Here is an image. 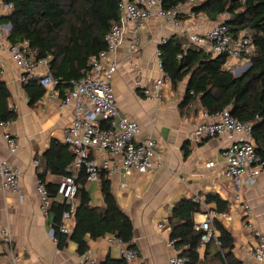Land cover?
<instances>
[{"label": "crops", "instance_id": "crops-1", "mask_svg": "<svg viewBox=\"0 0 264 264\" xmlns=\"http://www.w3.org/2000/svg\"><path fill=\"white\" fill-rule=\"evenodd\" d=\"M9 14L0 0V19ZM223 19L221 17L220 21L211 22L203 15L181 18L183 24H192L199 30L223 23ZM7 26L0 25L8 29ZM132 27L128 23L125 42L116 54L119 67L113 76L112 85L122 114L140 124L141 138L152 137L157 141L159 158L156 168L148 173L134 171L126 175L122 171L112 176L108 174V177L118 207L133 223L137 264H169L172 256H181V250L169 246L171 227L168 219L174 205L184 199L194 200L196 196L203 201L200 203L202 212L194 216L195 224L203 222L207 212L216 207L213 203L206 204L208 196H218L229 204L230 218L223 225L235 239L234 255L244 264H256L248 254L256 240L251 233L243 230L244 214L234 204L232 183L224 177L226 159L223 153L228 140L214 138L197 146L190 144V134L201 121L202 109L198 103L180 108L185 101L188 80L177 89L172 85L166 86L165 97L161 102L146 100L138 86V83L150 85L160 77L156 58L160 45L171 36L185 35L167 26L164 21L152 18L141 34L137 53L131 57L129 46ZM9 46L7 41L0 48V68L2 79L10 92V107L18 113V119L0 127V158L8 159L18 168L21 177L18 195L0 188V228L10 229L19 264H78L81 256L77 253V245L69 242L66 249L60 251L51 235L53 218L42 211L37 193L38 164H35L37 158L48 150L52 140L63 143L74 109L72 106L63 107L60 98L49 101L46 95L30 105V97L20 81L22 72L15 65ZM46 71L45 67L37 70L38 74ZM6 132L19 145L13 155L4 140ZM185 152H188L187 157L184 156ZM61 179L51 174L46 177L47 183L52 184H58ZM87 189L92 205L102 207L100 179L89 182ZM242 198L252 207L255 226L264 233V175L255 186L243 189ZM109 237L90 240L89 250L101 262L108 259L121 261V246L111 243ZM8 252V246L0 240V255L3 259ZM215 252L213 246L199 248L198 264H220Z\"/></svg>", "mask_w": 264, "mask_h": 264}, {"label": "trees", "instance_id": "trees-1", "mask_svg": "<svg viewBox=\"0 0 264 264\" xmlns=\"http://www.w3.org/2000/svg\"><path fill=\"white\" fill-rule=\"evenodd\" d=\"M188 0H162L164 9H171ZM13 5V11L0 19V25L10 26L7 41L10 47L24 42L35 53L37 60H48L49 71L59 81L56 89L65 93L67 83L80 80L87 69L89 59L106 50L105 36L112 25L121 17L120 0H2ZM193 12L205 16L211 22L220 21L237 36L249 32L253 37L256 54L252 64L242 76L236 78L224 70L226 56L212 58L203 51L187 47L185 37L174 35L160 45V59L163 71L170 77L171 85L177 87L188 80L184 109L198 103L203 112L210 115L228 109L232 116L242 122L253 124L252 138L258 156L264 160V0H203L193 8ZM181 56V58H179ZM30 105L45 95L38 79L23 83ZM10 92L2 79L0 68V125L13 123L18 113L10 107ZM185 157L188 152H185ZM38 178L52 200L48 210L52 215L54 241L58 250L66 249L69 242L77 245V253L82 256L88 249L89 241H98L106 236H114L129 250H136L134 226L131 219L118 207L112 193L111 181L105 170L99 172L103 206L92 205L88 192V180L84 170L77 174L78 191L75 197L73 229L70 235L61 233L64 213L69 205L57 198L58 185L47 183L48 174L66 177L73 174L68 168L74 157L69 147L52 140L43 156L37 158ZM98 179V180H99ZM206 204H215V211L229 213L227 202L218 196H208ZM202 212L200 203L184 199L173 207L168 219L171 240L181 250V256L190 259V264H198L201 232L196 231L194 216ZM218 238L206 247L216 249L220 264H244L234 255L235 239L219 221L214 222ZM220 242V245L217 244ZM110 259L102 264H120Z\"/></svg>", "mask_w": 264, "mask_h": 264}, {"label": "built area", "instance_id": "built-area-1", "mask_svg": "<svg viewBox=\"0 0 264 264\" xmlns=\"http://www.w3.org/2000/svg\"><path fill=\"white\" fill-rule=\"evenodd\" d=\"M202 1L188 0L177 7L164 9L162 0H120L121 17L105 36L106 50L89 59L87 69L82 72V78L69 81L63 96L56 89L60 80L50 73L47 59L37 60L28 42L14 47L9 46L12 59L22 72L20 78L22 84L37 78L49 101L60 98L63 107L72 106L74 109L73 119L63 139V143L69 147L74 156V161L68 168V171L73 174L63 177L57 184V199L69 205V211L64 213L62 218L61 233L70 235L73 229L72 215L75 211V197L78 191L76 178L81 170L85 171L88 182H94L99 179L101 170H105L112 176L122 171L126 175L134 171L144 174L156 168L159 158L157 141L152 137L141 138L140 124L122 114L112 85L113 76L119 67L116 54L125 42L128 23L133 26L132 41L129 46L131 57H134L138 51V44L146 23L152 18H157L184 34L188 41L187 47L199 49L212 58L225 55V71L240 77L251 67L256 48L249 32H240L234 36L224 23L206 30H199L192 24L182 23V16L196 17L193 8ZM4 7L9 13L13 11L11 4H4ZM9 31V27L8 29L0 27V48L7 42ZM160 56V51L157 50V68L160 77L150 85L138 83L143 96L150 102H161L165 97L166 86L171 85L170 77L163 71ZM40 67L47 68L46 73L38 74L37 70ZM8 124H1L0 127ZM252 132V123L239 121L228 109L213 115L202 111L201 121L194 126L189 142L197 146L214 138L228 140L223 153L226 159L224 177L232 183L234 204L244 214L243 230L251 233L256 240L248 254L256 264H262L264 263V233L255 226L252 207L242 198L243 189L255 186L264 175V160L256 152ZM4 140L10 153L15 154L19 147L18 142L8 132L4 134ZM35 164L37 165L38 162ZM20 177L21 172L18 168L14 167L8 159L0 158V188L3 191L18 195ZM37 193L43 213L49 215L48 210L52 200L41 180L37 183ZM194 201L202 203L203 200L196 196ZM229 218L228 213L209 210L204 221L195 224L196 231L202 233L199 248L205 247L211 240L218 238L214 222L219 221L223 224ZM51 235L54 238L53 230ZM0 240L9 248L4 259L0 255V264H19V257L14 253L13 237L8 227L0 228ZM109 241L121 246L120 264H137L138 254L135 250L127 249L122 240L114 236H110ZM217 244L220 245V242L217 241ZM169 246L173 248L175 241L170 240ZM190 263L189 258L179 255L172 256L169 260V264ZM78 264H102V262L88 249L81 256Z\"/></svg>", "mask_w": 264, "mask_h": 264}, {"label": "rangeland", "instance_id": "rangeland-1", "mask_svg": "<svg viewBox=\"0 0 264 264\" xmlns=\"http://www.w3.org/2000/svg\"><path fill=\"white\" fill-rule=\"evenodd\" d=\"M235 77H238L237 75L233 74ZM185 83L187 82V79L184 81ZM185 83L183 84V86H185Z\"/></svg>", "mask_w": 264, "mask_h": 264}, {"label": "water", "instance_id": "water-1", "mask_svg": "<svg viewBox=\"0 0 264 264\" xmlns=\"http://www.w3.org/2000/svg\"><path fill=\"white\" fill-rule=\"evenodd\" d=\"M9 28H11L10 26H8ZM236 78H239V77H236Z\"/></svg>", "mask_w": 264, "mask_h": 264}]
</instances>
